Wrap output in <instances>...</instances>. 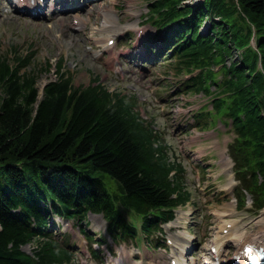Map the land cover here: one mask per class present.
Wrapping results in <instances>:
<instances>
[{
	"label": "trees",
	"instance_id": "1",
	"mask_svg": "<svg viewBox=\"0 0 264 264\" xmlns=\"http://www.w3.org/2000/svg\"><path fill=\"white\" fill-rule=\"evenodd\" d=\"M184 1L154 0L153 20L168 28L180 69H201L187 91L208 93L215 83L209 66L238 52L222 70L214 109L232 120L238 178L263 204L264 0ZM30 63L0 57V264L70 263L71 251L47 233L53 216L83 223L88 212L102 213L115 238L136 236L123 209L146 233L172 219L190 199L184 169L136 112V98L111 92L99 78L76 86L62 62L41 92ZM36 241L33 255L23 251Z\"/></svg>",
	"mask_w": 264,
	"mask_h": 264
},
{
	"label": "rangeland",
	"instance_id": "2",
	"mask_svg": "<svg viewBox=\"0 0 264 264\" xmlns=\"http://www.w3.org/2000/svg\"><path fill=\"white\" fill-rule=\"evenodd\" d=\"M198 1L185 0L183 4L196 5ZM150 3V0L94 2L90 6L92 9H113L115 27L119 30L108 34L99 32L104 19L94 12H80L83 19H90L87 25L80 28L74 24L73 12L65 19L61 16L58 19L32 20L5 12L7 2L0 0V56L13 58L15 50L23 55L33 54V63L28 72L33 70L39 75V88L56 79L57 67L62 60L63 71L73 77L76 86L88 85L94 78H99L111 92H120L137 99L141 115L151 119L161 136L169 143L171 160L183 164L184 187L191 194L190 201L175 211L173 222L164 226L165 238L170 239L172 245H168L166 250H153L143 246L138 258L143 264L157 261L166 264L171 256L175 257L174 249L179 252L180 248L187 245L190 249H195L192 252H189L190 249L186 250V259L191 261L190 264L193 261L199 264V259L206 256L208 245L220 234V228L225 222L235 225L238 235L247 234L250 238L262 236L264 209L260 212L255 208L251 209L250 201L247 207H239L235 198L237 182L234 179L233 162L228 155V146L233 140L230 127L221 120H214L213 124L206 125L205 119L197 120L199 112L211 110L213 98L201 93L179 91L187 72L180 73V69L176 67V59H162L164 56L155 45L159 40L155 37L157 29L147 21ZM207 25L205 23L202 29H206ZM138 26L145 33L143 37H138ZM110 36L117 41L114 51L111 52L120 61V64L114 65L120 67L117 70L111 66L110 53L103 49L104 42ZM148 49L156 56L159 55L161 60L144 63L138 52L129 61L121 59L119 55L121 51L128 53L138 50L145 54ZM237 55L238 52H234L232 57L227 58L228 66L237 60ZM214 68L215 65H212L211 69ZM218 75L220 76L217 80H222V75ZM211 90L214 91V87ZM224 169H228V173L233 175L234 186L231 192L226 190L228 181ZM242 193L244 194L243 191ZM245 197L246 200H252L249 194ZM56 220L60 221V230L55 233L73 246L75 258L71 264H99L90 255L92 245L96 249L98 246L84 236L81 231L83 229L60 219ZM89 221L86 229L88 235L105 240L104 246L99 248L104 251L103 254L107 245L112 251H117V246L108 239L104 218L90 215ZM36 243L37 241L25 245L23 250L32 254L37 247ZM136 247L135 242H125L121 256H127L132 250L137 253L134 249ZM230 252L232 254L234 249ZM109 256L107 254V258Z\"/></svg>",
	"mask_w": 264,
	"mask_h": 264
},
{
	"label": "bare ground",
	"instance_id": "3",
	"mask_svg": "<svg viewBox=\"0 0 264 264\" xmlns=\"http://www.w3.org/2000/svg\"><path fill=\"white\" fill-rule=\"evenodd\" d=\"M93 12L95 14H99L104 19V23H103L101 29L100 30L98 29L100 33H108L109 34L111 32H115V31H118L119 30V28L117 26L115 27L116 21H115L113 9H111V8H101V9H97V8L92 9L91 8V9H89V14H92ZM75 19H77L79 21V25L81 26V28L83 26L87 25L88 24V21L90 22V19H87V21H86V19H83L79 15L75 16ZM108 40H106L105 42L107 43ZM105 49L108 50V47L105 46ZM226 172L228 173V171H226ZM233 183H234V181H233L232 176L228 175V184H227L226 189L227 190H230L231 187L233 186ZM263 217H264V213H263ZM229 232H230V235L229 236H234V235H236L237 228L235 226H233L230 229ZM248 237H245V236L240 235V236H238L236 238L235 241H237L238 244L240 245L238 247V249H240L241 247H243L245 244L249 243V238ZM258 239H260V240H256L257 242H260V243L264 242V233ZM214 247H216V246H214ZM217 247H218V249H220L219 246H217ZM181 263L182 264H188V263H186V261H183Z\"/></svg>",
	"mask_w": 264,
	"mask_h": 264
}]
</instances>
